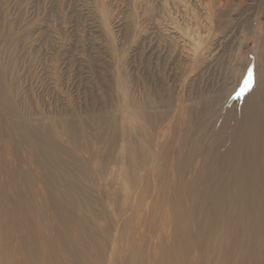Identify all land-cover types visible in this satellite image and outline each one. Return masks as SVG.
Returning <instances> with one entry per match:
<instances>
[{
	"label": "rangeland",
	"instance_id": "obj_1",
	"mask_svg": "<svg viewBox=\"0 0 264 264\" xmlns=\"http://www.w3.org/2000/svg\"><path fill=\"white\" fill-rule=\"evenodd\" d=\"M260 54L264 0H0V176L26 166L35 198L34 210H13L1 185L0 222L28 220L36 235L39 222L58 226L53 190L45 208L19 128L59 122L64 132L74 127V142L54 128L38 137L50 134L74 154L83 175L92 232L79 233L81 262L190 264L178 241L203 234L206 215L196 201L182 202L192 207L187 216L176 213L170 197H181L176 182L194 187L200 177L218 116L232 126L241 89L264 79ZM146 134L162 157L145 161ZM184 164L185 174L173 172ZM258 231L264 240V222ZM217 249L207 243V264H217ZM249 264H264V255Z\"/></svg>",
	"mask_w": 264,
	"mask_h": 264
},
{
	"label": "bare ground",
	"instance_id": "obj_2",
	"mask_svg": "<svg viewBox=\"0 0 264 264\" xmlns=\"http://www.w3.org/2000/svg\"><path fill=\"white\" fill-rule=\"evenodd\" d=\"M263 65L264 55L260 54L258 66ZM260 78L261 75L241 89L243 102L233 106L237 107V110L234 109L237 118L232 121V126L227 128V121L218 116L212 136L215 141H210L211 144L215 143V148L209 147V151L205 150L199 164L200 177L194 181V187L178 186L177 182L175 183L181 196L179 198L173 193L170 197V204L176 208L175 212L187 216V212L191 211L186 210L192 207L188 208L187 204L182 202L190 204L196 201L199 206L197 209L206 215L204 223L200 224V227L206 230L203 234L194 239L186 237L178 241V244L183 245L184 251L189 249L190 264H207L204 253L207 251V243L218 246L217 264H235L238 259L242 264H249L252 259L259 260L264 255V240H260L258 231L260 224L264 222V79ZM60 127L62 126L58 122L52 127L42 123H25L19 128L24 142L29 144L35 154L32 165L35 166L37 187L45 208L50 201V189L53 190V205L59 227L48 222H39V235H36L32 229L33 223L28 220L0 222V264H83L78 252V246L81 245L78 236L81 231L85 235L92 232L86 222L91 215L88 210L87 215L85 213V203L89 201V197L78 182L83 175L71 164L77 161L75 155L65 153L61 147L57 148L56 141L50 138L49 132L47 138L38 137L41 129L46 132L54 128L58 131L55 133L58 138L69 143L74 142V127H66L65 132ZM174 130L176 131L173 129V132ZM193 143L200 144L199 137L194 139ZM161 150L160 144H155L146 134L143 146L145 161L157 156ZM161 153L162 157L163 152ZM195 154L192 151L190 156ZM82 164L77 162L75 166L82 168ZM181 168L173 172L179 174L181 171L185 174L186 164ZM30 176L32 174L26 166L10 168L9 174L4 178L8 184H5L0 176V203L3 192L1 185H4L5 190L7 186L11 190L9 194L13 198V201L8 202V207L13 210L18 207L22 210H28V207L33 209L35 198L33 193L29 192ZM86 181L84 178L83 183ZM27 191L28 197L25 199L23 194ZM179 199L182 200L184 211L178 208L181 206ZM210 200L212 205L207 217V203ZM80 211L85 213L84 219L80 218ZM39 214L42 216L45 212ZM189 220L199 222L198 215H190ZM219 223L223 226L218 227ZM95 224L101 229L98 222ZM72 226L74 227L71 228ZM207 234L210 236L209 241Z\"/></svg>",
	"mask_w": 264,
	"mask_h": 264
}]
</instances>
